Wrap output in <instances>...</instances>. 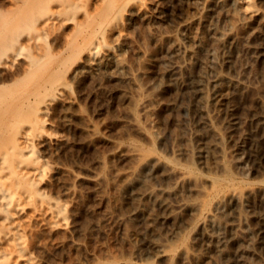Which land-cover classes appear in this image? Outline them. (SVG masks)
<instances>
[{
  "label": "rangeland",
  "instance_id": "rangeland-1",
  "mask_svg": "<svg viewBox=\"0 0 264 264\" xmlns=\"http://www.w3.org/2000/svg\"><path fill=\"white\" fill-rule=\"evenodd\" d=\"M113 3L116 4V16L122 19V29L107 34L105 45L108 46L101 45V51L104 53L107 49H111L123 60L121 67L115 68L114 63L106 57L99 66L94 67V64L83 62L80 68L72 69L74 64H70L76 53L73 50L64 51V46L70 39L83 35V32L75 30L72 24H56L55 27L43 28L42 21L49 13L58 9L56 2L50 1L40 5L34 3L30 10L27 9L35 19L27 24V30L22 33L23 40L31 37L37 39L36 44L26 45L21 49L18 60L23 63L32 58L40 59L35 61L31 71L0 82L7 94L11 93L23 99L22 94L35 85L37 79L42 80L44 74L48 76L46 73L51 74V71L59 65L64 67V71L62 70L63 72L55 80L53 78L55 84L61 81L65 83L59 84L61 90H53L57 97L51 102L46 115L47 121L51 123H45L44 128L50 136L44 133V141L43 144H39V150L52 166L57 167L52 171L45 189L66 204L69 215L68 229L67 236L62 234L63 237L59 231L64 234L66 231L42 233V238L49 243L47 249L50 247L52 250L38 252L41 262L101 264L128 259L137 264H181L182 262L203 264L204 261L209 260L212 251L206 247L208 246L206 230L210 228L205 222L207 210L187 208L171 215L168 220L158 219L157 216L162 215L165 210L156 204L153 195L139 197V201L137 200L135 193L142 189L143 183L126 185L124 180L113 176L114 168L121 169L132 165L136 166L145 177V182L149 184L148 181L151 179L150 184L158 185L166 181L160 176L165 166L162 164L164 161L168 164L188 167L190 171L191 179L180 182L175 188L178 191L177 196L183 195L194 202L207 203L211 199L210 191L215 189L224 194H229L231 191L239 193L238 198L235 196L231 198L228 206L209 210L219 218H229L234 224L232 240L226 246L228 255L224 257L218 254L217 258L219 257L218 260L221 262L228 258L229 264H264V222H262L264 221V119H262L264 118V0H148L146 4L144 0H115ZM101 6V0H89L86 10L91 13L97 12ZM0 8H16V14L22 13L24 9V7L17 8L7 0H0ZM83 12L79 10L77 16L81 17ZM83 64H86V68ZM216 68L235 82L229 86L230 97L225 107H221L220 113L214 108L210 99L213 93L211 80L215 78ZM168 73L172 75L170 78ZM196 74L204 78L203 94L204 97H208L205 98L206 109L211 114L215 128L222 130L220 131L222 150L215 160L208 152L197 153L196 144L213 139L214 134L205 126H194L193 112L190 108L192 95L188 84ZM167 88L170 90L168 91ZM153 94L161 97L157 96V98ZM148 96L156 97V102L151 104L153 106H149V110L151 109L148 111L149 116L142 105L143 99ZM226 107L233 116L237 115L234 116L235 121L231 126L227 124L228 116L224 111ZM133 117L142 131L134 128V125L132 128V124L128 122ZM85 124H91V127ZM90 128L96 131L94 135ZM99 135L101 136L99 139L94 138ZM127 142H135L145 149L146 166L135 158L122 160L118 157L120 146ZM113 144L118 145L119 148ZM114 147L115 151H112ZM49 149L51 151H48ZM155 157H160L162 161H158ZM149 169L151 172L148 171ZM97 173L101 176L103 174L106 179L95 180L94 174ZM150 173L152 178L149 177ZM73 174H78L79 178H75ZM69 180H73L71 182L74 185L71 186L70 193L68 189L65 190L64 184ZM111 182L121 183L122 186ZM107 184H111L110 187H107ZM201 188H205L208 193L201 191ZM78 191L81 192L78 194ZM101 192L104 195L106 193L105 196L107 193L110 194L109 199L103 198ZM114 195L118 197L117 199L120 198L117 205ZM121 199H125L126 202H120L123 201ZM108 200H111L110 203L107 202ZM115 205L118 207L116 208ZM134 206H137L138 210L130 213ZM158 211L162 214H158ZM120 215L125 217L121 216L130 230L127 228L121 230L125 229L126 224L123 228H118L115 224L114 219ZM150 222L157 231L152 228ZM91 223L97 225L93 226ZM98 223H102L100 227ZM205 223L208 227L203 226ZM154 224H157V227ZM72 226H75V229ZM172 226L177 227L176 229L181 226L177 234L170 230ZM88 229L92 230L91 233L87 232ZM133 229L138 235L132 234ZM83 231L86 235L82 234ZM125 233L130 239H126L128 237ZM152 233L156 238L166 240L170 249L176 250L172 263H170L171 259L166 261L153 256L150 246L144 240ZM52 234L55 236L59 234L56 238L59 237L60 240L57 241ZM75 242L81 244L76 246ZM99 249L103 252L98 251ZM183 249L187 251H184L185 255H182ZM134 251L136 252L132 255ZM194 257L198 260L196 258L194 260Z\"/></svg>",
  "mask_w": 264,
  "mask_h": 264
},
{
  "label": "bare ground",
  "instance_id": "bare-ground-1",
  "mask_svg": "<svg viewBox=\"0 0 264 264\" xmlns=\"http://www.w3.org/2000/svg\"><path fill=\"white\" fill-rule=\"evenodd\" d=\"M7 1L12 2L13 5H15L17 8L18 7H20V8L24 7V9H23L22 13L16 14V11H15L16 8L15 9L0 8V82L3 80H6V79L11 80V78H13L15 75H19V74L27 73L28 71H31V69L34 68L33 65L35 64V61L37 59H40V58H32L28 62H23V63L19 61L20 59L18 60V58L21 54V49L23 47H25L26 45L36 44V39H37V37H31L29 39L23 40L22 39V33H24L27 30V24L32 23L33 20L35 19L34 15H32L31 12L29 11L30 10L29 8L31 7V5L34 3H35V5H40L42 3H46V2H50V1L56 2V4H57L56 6L58 9L54 12L49 13L48 17L44 21H42L41 24H42L43 28L55 27L56 24H60V25L72 24V25H74L75 30H77L79 32H83L82 33L83 35L79 36L80 38L78 37V38L70 39L66 43V45L64 46V51H72L73 50L76 53L74 60L70 64V65L74 64L71 67L72 69L75 70V68L79 67L81 65V63H83V62H86L89 64H94V67H95V65L99 66L104 61V59L106 57L111 61V63H114L115 68L118 66L121 67V63L123 60H121L113 51H111V49H107L106 52H104V53L101 51V45H103V44L105 45V40H106L105 38H106L107 34L113 30L121 31V29H122V23H121L122 19L120 17L118 18L115 14L116 4L113 3V2H115V0H101L102 6H101L100 10H98L97 12H92V13L88 12L86 10V4L88 3L89 0H7ZM147 2H148V0H144V4H146ZM25 7H26V9H25ZM27 9H29V10H27ZM79 10L84 11L83 15L81 17L77 16V12H79ZM82 39H83V41H82ZM231 39H233V38H231ZM105 46L107 47L108 45H105ZM222 52H223V50H222ZM192 53H193V51H192ZM192 55H194V54H192ZM225 57H226V55H225ZM226 59H225V61H226ZM40 61H42V59ZM53 62H55V61H53ZM223 62H222V65H223ZM53 65H51V66L54 68ZM105 66H106V64H104V67ZM111 66H113V65H111ZM44 67H46V66H44ZM84 67L86 68V64L84 65ZM100 67H102V66H100ZM101 69H104V68H101ZM51 70H48V71H51ZM62 70L64 71V67L62 65H59V66L55 67L53 69V71H51V74H49L50 72L46 73V74H48V76L44 74V78L42 77L43 78L42 80L37 79V81H36L37 83L35 82L36 83L35 85H33L32 87L30 86L31 88L27 89L25 91V93L22 94V97H24L23 99H20L21 97L19 98L17 96H13L11 93L7 94L4 91L2 85H0V264H43L42 263L43 261L41 262V259L39 258L40 254L38 252L39 251L41 252L44 250H47V252H48L49 250H52V249L50 247H48V249H47V246L49 245V243L44 238H42V235H43L42 233L48 232L51 234V233H55V231H58V230H61L63 232L66 231L65 234L61 233L59 231V233L61 234L62 237H63V235H66V233H67L68 217H69L68 212H67V206L59 197L52 196L45 189V184L47 183L49 177L52 175L51 174L52 171L54 169H57V167L55 165L52 166L48 162V160L46 158H44V156L42 155L43 153L41 154L40 150H39V144L44 141L43 135H44V133H46L45 129H44L45 123H47V122L51 123L50 121H47L46 115L48 114V111L50 109L51 102L57 97V94H55V91H53V90L54 89H56V90L60 89L61 85H59V84H61V82H62L61 81L60 83L55 84L56 82L54 83L53 81L55 80V78H57L61 74V72H63ZM76 71H74V72H76ZM170 71H171V69H170ZM168 74H170V73H168ZM45 76H47V77H45ZM170 76H172V75L170 74L169 78H170ZM53 78H54V80H53ZM38 80L40 82H38ZM167 80H168V78H167ZM171 81H172V79H171ZM160 82H162V80ZM63 83H65V81L62 82V84ZM203 83H204L203 76L200 74H196L193 76V79L188 84V89L192 95L190 108L193 112L194 126H198V125L201 126L202 125V126L207 127L210 131L213 132L214 138L209 140V141H203L201 143H198V145L196 144L197 153L203 154L204 152H208V153H210L211 157L215 160V159H217L219 153L222 150L221 132H220L222 130H217L216 129L217 127L215 128L211 114H210L209 110L206 109V105H205L206 99L205 98H208V97L207 96L204 97L205 95L203 94V92H204V84ZM211 83H212V87H213V93H212L210 99H211V102H213L214 108L218 111V113H220L222 111L221 107H223V108L225 107V105L227 104L228 99L230 97L229 86L235 82L232 81L230 78H228V76L221 73L220 69L219 70L217 69L215 78L213 80H211ZM53 84H55V85H53ZM8 86H9V84H8ZM236 86H237V84H236ZM243 88H241V89H243ZM167 90H168V88H167ZM153 95H156V97H157L160 94L158 93V95L157 94H153ZM46 96H49V97H46ZM156 97L155 96H148L147 98L143 99L142 105H143V107L147 113H148V111L151 110V109L149 110V106L151 104H153L154 102H156ZM158 97H161V96H158ZM258 100H260V99H258ZM262 100H263V98H262ZM263 103H264V100H263ZM259 105H260V102H259ZM151 106H153V105H151ZM154 106H155V104H154ZM168 108H169V106H168ZM225 109L226 110H224V111L227 113V116H228L227 117V124L231 126L232 122L235 121L234 120L235 115L233 116L232 112L231 113L228 112L229 108L226 107ZM229 111H231V110H229ZM260 112H262V111H260ZM253 113H251V114L253 116H255ZM62 115H63V113H62ZM149 115L150 114L148 113V116ZM252 115H251V117H252ZM148 116L146 115V117H148ZM262 119H264V118H262ZM135 120L136 119H134V117H133V118L129 119L128 122H130L132 124V128L134 125V128L136 127V129H140L142 131L143 129L140 128L139 124ZM151 120H152V118H151ZM65 121L66 120H64V122ZM68 121L70 122V120H68ZM152 121H154V120H152ZM86 126L91 127V124H88ZM203 129H202V131H203ZM91 130H92V134L94 135V133H96V131H94L93 128ZM143 132H145V131H143ZM97 133H99V132H97ZM46 134L49 135L48 132ZM154 136H156V135H154ZM178 136L179 135H177V137ZM99 137H101V136L99 135L98 137L96 136L94 138L99 139ZM91 140H93V139H91ZM188 140H190V138ZM99 142L101 143V141H99ZM95 143H96V141H95ZM106 143H108V142H106ZM58 145H59V143H58ZM114 145L115 144H113V146ZM49 146H51V145H49ZM54 147H56V145H54ZM115 147L119 148L118 145L117 146L115 145ZM115 147L112 151H115ZM120 147L121 148L117 152V155L119 158H121L122 160L135 158V159L139 160V163L146 166L145 159L147 158V155H146L145 149L142 146H140L139 144H137L135 142H127V143L123 144V146H120ZM54 150H56V149H54ZM48 151H51V150L49 149ZM193 152L195 153V151H193ZM59 153L61 154V152H59ZM155 158L158 161H162L160 157H155ZM162 164L165 166H164V169L161 172L160 176L166 181L161 182L158 185L150 184L151 179H149V181H148L149 184L147 182H145V177L137 170L136 166H132V165H127L121 169L114 168L113 169V176L116 177L117 179L124 180L126 185H133V184H137V183L142 184L143 183V186L141 187L142 189L137 190L135 193L136 196L138 197L137 200L139 201V199H140L139 197H145L147 195H153L155 197L156 204L165 210V212L163 214L159 211H158L159 213L156 212V214L157 213L162 214L159 216L156 215L158 217V219L161 218L162 220H168L171 217V215H173L175 213H179L182 210L187 209V208L198 209V211H199V209L207 210L208 212L206 215L205 222L209 225L210 228L206 230V237L208 239V243H207L208 246H206V247H208L207 249H210L212 251V255L210 257H208L209 260H207L206 262L204 261V263L205 264L206 263H208V264H229L228 258L225 261H223V259H222L223 262H221L218 260L219 257L217 258V255L219 254V255L224 256V257L228 255V252L226 250V246L228 245L229 241L232 240V237H233V228H234L233 221L230 220L229 218H223V219L219 218L216 216V214L213 211L209 212V210L212 208L217 209L219 207L228 206L229 203L231 202V198L233 196L238 198L239 193L235 192V191H231V193H229V194H224V193H221L219 190L215 189L213 191H210L209 194H211L210 195L211 199L207 203L194 202L193 200H190L189 198L184 197L183 195L177 196L176 193L178 191H176L175 188L180 184V182L183 183L184 181L191 179L190 171H189L188 167H183V166H180L178 164H173V163L168 164L167 162H164V161H162ZM154 167L156 168L155 164H154ZM150 169H152V166ZM150 169L148 170L149 172H151ZM157 169L158 168H156V170ZM153 171H155V170H153ZM94 175H95V178H94L95 180L102 181V180L106 179V177L103 176V174H102V176L99 175L98 173L94 174ZM73 176L76 178V177H78V174H73ZM149 177H151V173H150ZM147 179H146V181H147ZM160 180L162 181V179H160ZM62 181L64 182V180H62ZM71 181H73V180H69L66 183H64L66 186L65 190H67V189L69 190L68 193H70V189L72 190L71 186L72 187L74 186ZM86 181H87V179H86ZM111 183H114V182H111ZM115 183L118 184L117 182H115ZM125 183L124 184L122 183V184L125 185ZM57 184H59V183H57ZM77 184H78V182H77ZM109 185H111V184H109ZM109 185L107 184V187H110ZM118 185L122 186L121 183ZM138 185H136V186H138ZM212 185L215 186L213 184V182H212ZM181 186L183 187V185H181ZM96 187H98L97 184H96ZM99 187H101V186H99ZM113 188H111L112 191H113ZM75 189H77V188H75ZM103 189H98V190H103ZM178 189L179 188H177V190ZM181 189L182 188H180V190ZM48 190H49V188H48ZM63 190H64V188H63ZM115 190L117 191V188ZM200 190L204 191L205 193L207 192L205 190V188H201ZM118 191H119V189H118ZM79 192H81V191H78L77 193L79 194ZM120 192H121V189H120ZM64 193L67 195L66 192H64ZM72 193L74 195V191H72ZM101 193L103 194V192H101ZM123 193H125L124 195H127L126 192H123ZM75 194H76V192H75ZM114 194H115V192H114ZM116 194H117V192H116ZM120 194H122V193H120ZM105 195H106V193H105ZM105 195L103 194V196L102 195L101 196L105 199H109L110 194L107 193V196H105ZM111 195H113V194H111ZM113 197H115V195ZM111 198H112V196H111ZM117 198L118 197H115V200ZM98 199H99V197H98ZM118 200H120V198L117 199L116 205L119 204ZM121 200H123V199H121ZM124 200L120 201V202H122V203L126 202ZM137 200H135V201L137 202ZM77 201L75 204H77ZM80 201H81V199H80ZM110 201L111 200H108L107 202L110 203ZM137 203H139V202H137ZM137 203H135V205ZM140 203H141V201H140ZM78 206H79V204H78ZM117 207L118 206H116V208ZM75 208H77V206ZM136 209H137V206H134L133 208H131L130 213L135 212ZM109 212H111V210ZM187 212H186V214H187ZM104 213H106V212H104ZM120 213H118V214H120ZM127 213H128V211H127ZM123 215H125V213ZM123 215H120V217H116V218L114 217L115 219L113 218L114 222L118 226V228L119 227L123 228V226L126 224L125 229H121L122 231L126 230V228L129 229V227L127 226V222L124 223L122 218H121V216H123ZM129 215H131V214H129ZM152 216H154V218H156L155 215H152ZM105 217H106V215H105ZM111 217H112V214H111ZM111 217H110V219H112ZM107 218L109 219V217H107ZM135 218H136V216H135ZM259 218H261V217H259ZM129 219H127V220H129ZM101 220H102V218H101ZM184 220H185V218H184ZM102 221H105V220H102ZM147 221H148V219H147ZM99 222H100V220H99ZM109 222H110V220H109ZM114 222H113V224H114ZM122 222L124 223L123 225H122ZM262 222H264V221H262ZM72 223H74V222L72 221ZM206 223L203 226H205ZM75 224L76 223H74V225ZM98 224L100 227L101 224L100 223H98ZM168 224L169 223H167V225ZM92 225L96 226L97 223L92 224ZM150 225H152L151 222H150ZM150 225H148V226L150 227ZM156 225L154 224V226H156ZM88 227L92 228L90 226H88ZM79 228L77 226V229H79ZM152 228H153V225H152ZM176 228L177 227L172 226L170 228V230L172 232H174L175 234H177V230L179 232L180 229L179 228L176 229ZM153 229H155V228H153ZM155 230L157 231V229H155ZM155 230H154V232H155ZM84 231L82 232V234L84 233ZM91 231H89V229H88L87 232L91 233ZM72 232H73V230H72ZM94 232H96V231H94ZM84 234L86 235V233H84ZM132 234L138 235V233L134 229L132 230ZM52 235H54V234H52ZM44 236H45V234H44ZM57 236H59V234ZM57 236L54 235V238L57 241H59L60 238L58 237V239H57L56 238ZM126 236H127V234H126ZM203 237H204V235H203ZM234 237H236V236H234ZM49 238L51 239V237H49ZM65 238H67V237H65ZM55 239H51V240L55 241ZM62 239L64 240V238H62ZM126 239H130V238L128 237ZM63 240H62V242H63ZM144 240L150 246L154 257H156L157 259L163 258L166 261H170L169 259H171L170 263H172V261H173L172 258L174 256L176 250L170 249V246L168 245L166 240H160V239L156 238L153 233L151 234V236L145 238ZM65 242H67V241H65ZM62 244H64V243H62ZM80 244H81V242H75L76 246H78ZM68 245H70L69 241H68ZM204 245H206V244H204ZM50 246H52V245L50 244ZM83 246L85 247L84 244H83ZM79 247H78V249H79ZM81 247H82V245H81ZM100 249L98 251H100ZM259 249L261 250V248H259ZM184 251H185V249L182 250V253ZM100 252H103V251L101 250ZM135 252L136 251H134V253L132 255H134ZM185 252H187V251H185ZM185 252H184V254H182V253L181 254L185 255L186 254ZM256 253H257V251H256ZM38 254H39V256H38ZM256 255H258V254H256ZM198 256H200V255H198ZM176 258H178V257H176ZM195 258L197 259V257H194V260H195ZM201 259H203V258L201 257ZM182 261H183V259H182ZM199 261H200V258H199ZM202 262H203V260H202ZM101 264H137V263L133 262L132 260L127 259V260H122V261H118V260L117 261H108L106 263H101ZM181 264H183V262Z\"/></svg>",
  "mask_w": 264,
  "mask_h": 264
}]
</instances>
